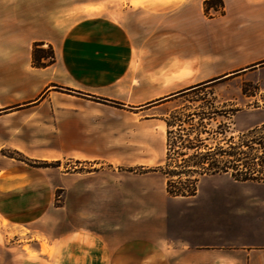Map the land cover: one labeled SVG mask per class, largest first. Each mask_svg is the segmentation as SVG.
I'll list each match as a JSON object with an SVG mask.
<instances>
[{
    "label": "crops",
    "instance_id": "0c3cea01",
    "mask_svg": "<svg viewBox=\"0 0 264 264\" xmlns=\"http://www.w3.org/2000/svg\"><path fill=\"white\" fill-rule=\"evenodd\" d=\"M206 1L144 7L148 63L141 72L135 67L136 27L119 22L109 28L104 18L66 27L71 22L44 15L38 4H25L26 13L13 15L12 4L0 1V109H6L0 119L19 114L26 118L24 123L35 111L44 113L37 122L58 124V138L66 135L70 141L69 153L101 157L166 155L171 114L199 88L211 89L223 104L232 103L236 117L242 110L239 98L221 95L217 84L202 82L214 77L238 80L253 49L257 60L264 59V4L239 0L233 5L225 0L227 13L219 18L207 13ZM140 20L132 18L135 23ZM39 42L55 52V62L47 67L33 65V45ZM173 75L178 78L167 83L161 79ZM58 86L65 92L57 91ZM231 89L228 85L225 91ZM147 90L151 95L145 94ZM261 125L264 120L254 127ZM47 170L17 163L0 169V264H264V225L259 233L239 231L240 236L252 233L260 239L237 241L220 232L222 225L224 230L234 226L236 215H175L169 204L177 197L168 193L167 182L146 186L152 206L143 215L117 212V228L127 221L136 231L115 251H110L106 239L112 234L108 229L112 218L105 212L83 215L90 224L52 241L47 253L42 241L5 243L9 231L43 223L56 190L75 182V177ZM4 222L9 228H3ZM26 245L35 256L28 254Z\"/></svg>",
    "mask_w": 264,
    "mask_h": 264
},
{
    "label": "rangeland",
    "instance_id": "374dc122",
    "mask_svg": "<svg viewBox=\"0 0 264 264\" xmlns=\"http://www.w3.org/2000/svg\"><path fill=\"white\" fill-rule=\"evenodd\" d=\"M12 4V14L26 13L23 6L40 5L44 15L56 16L61 22L71 26L79 21H97L106 19L108 27L126 23L129 28L136 27L134 38L136 72H141L147 66L148 43L145 6L151 3H195L196 0H0ZM216 1L206 5L207 13L215 17L227 13L228 3ZM249 5L264 4V0H242ZM206 3V2H205ZM239 0H232L236 5ZM254 11V9H253ZM253 11L250 14H256ZM49 13V14H48ZM141 17L140 22H132V18ZM92 25V24H90ZM36 44V43H35ZM33 45V50L34 46ZM49 46L43 48L47 51ZM264 53V45H261ZM252 50L250 59H246L247 69L241 78L221 79L214 77L203 83L216 85L220 94L236 96L238 108L242 109L236 117L232 103L223 104L214 98L211 89L195 90L188 101L177 103L169 119L167 131L166 155L143 156L126 153L123 155L83 156L67 151L70 141L59 137L60 128L54 123H40L44 113L36 111L26 118L10 116L0 119V169L12 163L27 164L31 167L48 168L51 175L59 177H75V182L62 184L56 190L55 199L45 215L42 223L17 227L6 233L5 243L29 244L42 241L44 253L48 252L49 244L57 239H64L77 233L78 228L90 224L83 215H99L100 212L111 216L108 222L109 231L106 236L110 251L133 233L132 224L122 221L118 225L115 215L121 213L140 212L141 215L151 209L147 202L146 186L154 181L156 184L171 182L173 185L170 211L175 215L188 212L190 215H236L234 226L221 233L233 236L237 241H254L261 235L239 234L243 231L257 229L263 232L264 225V125L256 126L264 120V59L256 58ZM139 76L138 78H141ZM178 75L162 76L167 83ZM136 82V81H135ZM231 91H225L227 86ZM57 91L65 92L60 86ZM151 95V90L145 92ZM246 97H243V95ZM258 96L253 98V96ZM151 102V101H150ZM230 106V107H228ZM226 107V108H225ZM237 108V109H238ZM6 109H0L5 114ZM17 109H11L7 112ZM230 114V117L228 116ZM231 119V120H229ZM252 128V129H251ZM159 131V130H157ZM159 134V132H157ZM53 138H52V137ZM208 149H212L209 151ZM223 153V154H221ZM227 166L225 172H213L212 164ZM236 162V163H235ZM101 171V177L94 172ZM168 174V175H167ZM166 175V176H165ZM233 175V176H232ZM54 177V176H53ZM255 179L254 181H244ZM75 184L69 190L68 187ZM107 186V188L105 186ZM195 197H189L194 191ZM187 195V196H181ZM162 207V203L155 204ZM67 215H77L69 219ZM78 215H82L79 217ZM3 228H9L3 223ZM1 228V225H0ZM147 229V226L143 227ZM118 229V230H116ZM141 229H139L140 231ZM2 232V231H1ZM0 232V238L3 233ZM254 233V232H253ZM110 234V233H109ZM28 254L35 256L26 245Z\"/></svg>",
    "mask_w": 264,
    "mask_h": 264
},
{
    "label": "trees",
    "instance_id": "16d2710c",
    "mask_svg": "<svg viewBox=\"0 0 264 264\" xmlns=\"http://www.w3.org/2000/svg\"><path fill=\"white\" fill-rule=\"evenodd\" d=\"M216 1H219L221 3L222 0H207L206 1V5H210V3L212 2H216ZM44 47V43L42 42H39V43H36L35 46H34V50H33V65L35 67H39V68H42V67H47L51 64H53L56 60V57H55V52H54V49L52 46L49 47V50L50 51H47L46 49L43 48ZM223 154V153H221ZM236 163V162H235ZM212 166V171L213 172H227L229 170V168L227 166H223V167H220L219 163H214L211 165ZM168 175V174H167ZM233 176V175H232ZM254 181L255 179H245L244 181ZM173 185L171 182H167V191L168 193L171 195V196H179L178 194H173ZM195 192L196 190L192 193V194H189V197H193L195 195ZM181 196H187V195H182Z\"/></svg>",
    "mask_w": 264,
    "mask_h": 264
},
{
    "label": "flooded vegetation",
    "instance_id": "af4514ba",
    "mask_svg": "<svg viewBox=\"0 0 264 264\" xmlns=\"http://www.w3.org/2000/svg\"><path fill=\"white\" fill-rule=\"evenodd\" d=\"M228 107H230V106H228ZM226 108V107H225Z\"/></svg>",
    "mask_w": 264,
    "mask_h": 264
}]
</instances>
